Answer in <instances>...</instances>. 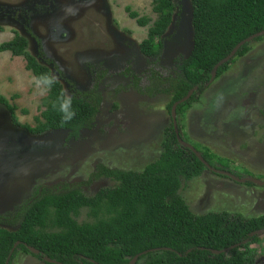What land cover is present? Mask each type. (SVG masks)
I'll return each mask as SVG.
<instances>
[{"label": "rangeland", "instance_id": "374dc122", "mask_svg": "<svg viewBox=\"0 0 264 264\" xmlns=\"http://www.w3.org/2000/svg\"><path fill=\"white\" fill-rule=\"evenodd\" d=\"M177 4L164 53L154 65L140 51L158 18L153 0H0V46L17 35L26 38L27 53L40 62L44 53L68 97L75 95V89L90 91L97 78L105 76L95 128L83 132L77 142L68 141L65 131L30 135L14 126L8 110L0 106V215L20 209L40 187L87 182L98 166L141 173L161 156L165 132L172 124L171 98H150L140 91L151 84L150 69L164 77L174 75L177 62L191 54L192 4L190 0H177ZM127 8L152 22L139 26ZM57 27L69 32L66 39L52 35ZM250 46V53L216 79L199 102L181 115L178 125L187 144L226 160L243 179L264 182V39ZM26 65L23 57L0 53V95L17 107L21 126L35 128L48 91ZM131 74L141 79L138 88ZM181 185L179 195L197 216H264V186L237 184L210 171L189 182L181 180ZM113 186L102 179L84 193L93 197ZM77 221L80 225L94 222L86 210ZM261 239L252 246L256 264H264V236ZM13 264L44 262L20 251Z\"/></svg>", "mask_w": 264, "mask_h": 264}, {"label": "trees", "instance_id": "16d2710c", "mask_svg": "<svg viewBox=\"0 0 264 264\" xmlns=\"http://www.w3.org/2000/svg\"><path fill=\"white\" fill-rule=\"evenodd\" d=\"M190 2L194 33L191 54L177 62L178 73L174 75L148 73L151 84L140 91L150 98L169 96L171 115L172 107L198 88L188 102L179 105L177 121L206 92L214 68L240 43L264 32V0ZM178 11L177 0H153V12L158 18L140 51L154 65L164 53L165 36ZM127 12L141 27L152 22L148 18L139 19L130 8ZM28 46V40L17 35L0 46V53L25 58L26 70L48 91L43 103L45 111L32 128L19 124L17 107L1 95L0 106L8 110L14 126L30 135L65 131L69 133L68 141H79L83 132L94 130L101 113L103 96L99 84L104 77L97 78L93 90L68 97L62 83L52 74V62L44 53L40 54V62L27 53ZM250 51V44L242 47L235 59L218 70L217 79ZM54 70L58 72L56 66ZM131 76L138 88L141 79ZM179 131L183 139L180 122ZM194 147L209 166L232 173L226 160L217 158L209 150ZM207 171L195 153L179 144L172 122L165 132L161 156L143 172L98 166L87 182L40 187L20 209L11 215H0V264L7 263L17 243L20 245L9 264H13L20 251L53 262L46 264H131L138 256L136 264H256V249L252 246L260 244L262 237H252V234L264 230V216L252 219L228 213L197 216L179 195L181 180L192 181ZM237 178L243 179V176ZM102 179L114 186L100 190L93 197L84 193V189ZM247 186L256 187L252 183ZM84 210L93 223H78L77 218ZM233 247L236 248L230 250ZM30 248L39 255L31 253ZM226 250L229 252L213 254Z\"/></svg>", "mask_w": 264, "mask_h": 264}, {"label": "water", "instance_id": "95a60500", "mask_svg": "<svg viewBox=\"0 0 264 264\" xmlns=\"http://www.w3.org/2000/svg\"><path fill=\"white\" fill-rule=\"evenodd\" d=\"M264 37V32L262 33H259L255 36H252L250 37L249 39L243 41L242 43H240L234 50L233 52L230 54V56H228L226 59H224L223 61H221L213 70L212 72V78L210 80V85L213 84L215 82V80L217 79V74H218V70L228 64L229 62H231L233 59H235L237 53L241 50L242 47H244L245 45L247 44H250L252 42H254L256 39L258 38H263ZM198 91V88H195L193 89L188 95L187 97H185L184 99H182L180 102L176 103L173 107H172V112H171V115H172V121H173V125H174V130H175V134L177 136V139H178V142L180 143V145L186 149H190L192 152L195 153V155L199 158V160L206 166L207 169L213 171V169H211L208 164L204 161V159L202 158L201 154L198 153L195 148H193L191 145H188L186 143H184L180 137V132H179V128H178V121H177V109L179 107V105L181 104H184L186 102H188L192 96ZM214 172V171H213ZM216 174H219V175H224L226 177H231V175L229 173H225V172H221V171H215ZM232 179L237 182L238 184H246V183H252L254 185H257L259 187H262L264 186V182H260V181H257V180H252V179H238L236 177H232ZM264 236V230L263 231H259V232H256V233H253L252 234V237H262ZM19 243H17L12 252H11V256L9 257V260L11 259L12 255L14 254L15 250L19 247ZM234 248L236 247H233L232 249L230 250H233ZM31 253L35 254V255H39V252L36 251L35 249L33 248H30L29 249ZM229 251L226 250V251H223V252H213L214 255H220L222 253H228ZM139 259V256L136 257L133 262L131 264H136L137 261ZM9 260L7 261L6 264H9ZM47 262L49 263H53L52 261H50L49 259H46Z\"/></svg>", "mask_w": 264, "mask_h": 264}, {"label": "flooded vegetation", "instance_id": "af4514ba", "mask_svg": "<svg viewBox=\"0 0 264 264\" xmlns=\"http://www.w3.org/2000/svg\"><path fill=\"white\" fill-rule=\"evenodd\" d=\"M52 35L55 37V36H58V35H64V36H62V37H60V40H63L64 38L66 39L67 37H68V35H69V32L65 29V28H62V27H57V28H54L53 29V31H52ZM124 73H130L128 70H126ZM148 73H159V72H157V71H155L154 69H152V70H149V72ZM173 73H178V70L176 69ZM101 77H103V74H102V76ZM105 77V76H104ZM96 82H97V80H96ZM102 82H103V80L101 81V83L99 84V91H100V86H101V84H102ZM95 86H96V84H94V86H93V88L91 89V90H93L94 88H95ZM90 90V91H91ZM76 92H80V91H78L77 89H75V93ZM87 92H89V91H87ZM171 112H172V110H171ZM172 116V115H171ZM173 122V121H172ZM180 137H181V135H180ZM181 139H182V137H181ZM182 141L184 142V143H186L183 139H182ZM180 144V143H179ZM187 144V143H186ZM188 145H190V144H188ZM184 148V147H183ZM190 150V149H189ZM191 151V150H190ZM194 153V152H193ZM209 166V165H208ZM211 169H213V171H211V170H209V169H207L208 171H210V172H212V173H214L215 175H217V176H219V177H224V178H226V179H230L231 181H234L233 179H232V177H236L237 178V173L236 172H232V173H230V172H227V171H222V170H216V169H214V168H212L211 166H209ZM96 171V170H95ZM215 171H221V172H225V173H229L230 175H231V177H226V176H224V175H219V174H216V172ZM95 173V172H94ZM235 182V181H234ZM235 183H237V182H235ZM238 184V183H237ZM241 185H247V183L246 184H241ZM41 262H44V264H46V263H49V262H47L46 261V259H44V260H40Z\"/></svg>", "mask_w": 264, "mask_h": 264}, {"label": "clouds", "instance_id": "9594fccd", "mask_svg": "<svg viewBox=\"0 0 264 264\" xmlns=\"http://www.w3.org/2000/svg\"><path fill=\"white\" fill-rule=\"evenodd\" d=\"M46 82H48V83H51V81H46ZM178 128H179V125H178ZM180 132V131H179ZM181 135V134H180ZM177 137V136H176ZM193 147V146H192ZM194 148V147H193ZM186 149V148H185ZM196 150V149H195ZM197 151V150H196ZM198 152V151H197ZM199 153V152H198ZM201 154V153H200ZM201 156H202V154H201ZM203 158V157H202ZM239 179V178H238Z\"/></svg>", "mask_w": 264, "mask_h": 264}]
</instances>
